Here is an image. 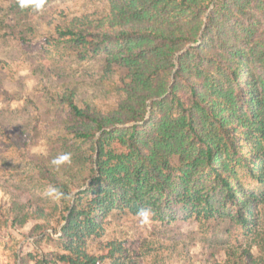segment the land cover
<instances>
[{
  "label": "trees",
  "instance_id": "16d2710c",
  "mask_svg": "<svg viewBox=\"0 0 264 264\" xmlns=\"http://www.w3.org/2000/svg\"><path fill=\"white\" fill-rule=\"evenodd\" d=\"M49 1L0 5V27L30 42L33 16ZM52 32L44 39L50 52L35 70L43 108L35 106L32 129L44 141L29 157L59 195L0 207V227L32 222V243L57 244L39 251L34 264H128L120 241L101 244L104 253L90 252L88 241L102 236L110 216L147 208L164 220L159 195L170 175L205 171L222 189L219 217L208 195L185 188L182 200L190 203L187 217L229 224L223 256L211 264H264L261 194L247 192L237 174L243 165L264 182V0H119L102 17L63 16ZM3 67L21 86L18 69ZM109 92L113 108L92 104ZM24 133L20 152L28 144ZM63 154L68 161L53 163ZM10 251L13 264L30 263Z\"/></svg>",
  "mask_w": 264,
  "mask_h": 264
},
{
  "label": "rangeland",
  "instance_id": "374dc122",
  "mask_svg": "<svg viewBox=\"0 0 264 264\" xmlns=\"http://www.w3.org/2000/svg\"><path fill=\"white\" fill-rule=\"evenodd\" d=\"M114 1L119 0H50L40 13L33 16L37 33L26 43L0 27V71L4 78L0 82V207L6 209L15 199L41 197L50 202L56 201V195H47L48 183L37 176V170L30 164L29 156L38 152L44 141L43 132H33L32 129L37 121L36 114H39L35 111V106L43 108L40 105L41 93L38 92L41 77L35 70L42 65L41 54L50 52L44 39L54 34L52 29L56 23L61 22L63 16L87 14L102 17L107 14ZM11 2L12 0H0V5L7 7ZM185 47L184 49L187 48ZM5 63L18 69L21 86L9 79V71L3 67ZM50 67L55 71L60 65L55 63ZM2 89L15 95L5 98L1 93ZM90 100L103 111L113 108L115 104L112 92ZM41 126L44 127V123ZM45 128L52 129L51 126ZM22 130H25L24 136L28 138V144L20 152L17 137ZM262 143L264 144V140ZM237 174L247 192L261 194L258 208L263 214L264 182H259L258 176L250 177L243 165L237 166ZM169 186L168 190L159 195L161 202H164V220L156 221L150 215L144 221L140 215L132 212L110 216L104 224L102 236L98 240L88 241V250L104 253L105 251L99 250L101 244L118 240L128 252L121 260L128 264H211L214 258H222L223 246L228 240V222L219 218L212 223V220H202L195 213L187 217L190 203L182 200L185 188L194 194L208 195L214 218H218L219 212L223 211L221 187L205 171L188 178L173 172ZM32 226L33 223L29 222L16 229L11 226L0 227V264H13L12 249L18 256L24 255L30 259L29 264H34L39 251L48 252L57 248V244L47 239L32 243L34 236L29 235L33 232ZM58 234L59 232L53 235ZM178 252L182 254L178 255ZM107 261L108 259L105 263Z\"/></svg>",
  "mask_w": 264,
  "mask_h": 264
},
{
  "label": "clouds",
  "instance_id": "9594fccd",
  "mask_svg": "<svg viewBox=\"0 0 264 264\" xmlns=\"http://www.w3.org/2000/svg\"><path fill=\"white\" fill-rule=\"evenodd\" d=\"M43 0H20V5L21 7H25L29 4H35L37 7L42 4ZM69 155L68 154H63L59 157H57L56 159L53 160V163L55 164H60V163H63L65 161H68L69 160ZM47 195L49 196H53V195H59V192L58 190L55 188V187H49L47 189ZM138 215H140L144 221H147L151 215V210L150 209H141L138 213Z\"/></svg>",
  "mask_w": 264,
  "mask_h": 264
},
{
  "label": "water",
  "instance_id": "95a60500",
  "mask_svg": "<svg viewBox=\"0 0 264 264\" xmlns=\"http://www.w3.org/2000/svg\"><path fill=\"white\" fill-rule=\"evenodd\" d=\"M186 47H187V46H186ZM186 47H185V48H186ZM169 91H170V89L168 88V89H167V92H169ZM86 184H87V182H86L81 188L85 187Z\"/></svg>",
  "mask_w": 264,
  "mask_h": 264
}]
</instances>
